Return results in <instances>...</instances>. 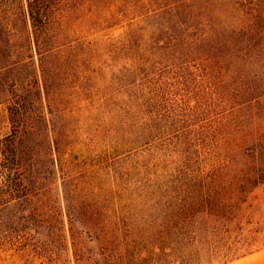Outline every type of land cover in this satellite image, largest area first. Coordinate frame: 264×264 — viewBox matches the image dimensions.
I'll use <instances>...</instances> for the list:
<instances>
[{
    "label": "rangeland",
    "instance_id": "obj_1",
    "mask_svg": "<svg viewBox=\"0 0 264 264\" xmlns=\"http://www.w3.org/2000/svg\"><path fill=\"white\" fill-rule=\"evenodd\" d=\"M45 38L42 55L15 41L0 61V136L19 141L30 199L11 210L0 264H74L72 236L88 237L61 232L69 220L100 224L91 262L264 249V13L248 0H73Z\"/></svg>",
    "mask_w": 264,
    "mask_h": 264
},
{
    "label": "trees",
    "instance_id": "obj_2",
    "mask_svg": "<svg viewBox=\"0 0 264 264\" xmlns=\"http://www.w3.org/2000/svg\"><path fill=\"white\" fill-rule=\"evenodd\" d=\"M72 2L73 0H0V61L13 53L7 49L15 41L26 42L28 47L27 56H33V53L42 55L41 50L46 43L45 37L48 38L50 25L61 14L62 8L72 4ZM248 5L263 15L264 0H248ZM3 68H6V66L2 63L0 64V70ZM21 151L19 141L15 136L12 134L0 136V174L3 179L0 185V255L6 254L11 249L7 230L12 219V208L15 206L24 208L30 201L29 190L22 183L21 178L23 162ZM34 213L36 214V212ZM34 213L31 212L30 216H35ZM67 225L71 230L74 228L85 230L88 237L84 241L81 237L72 236L71 248L74 264H121L110 254H105L101 260L95 257V260L91 262L92 256L97 254L88 245V242L94 239L90 231L100 224L69 220L68 224L62 223L61 225L59 222V230L65 232ZM35 232H38V230L35 229ZM34 243L33 250L37 252L40 245L37 240ZM50 246L47 243L44 247L49 251ZM65 246L68 247L67 239ZM238 258L240 257L235 259ZM230 261L226 260L221 264Z\"/></svg>",
    "mask_w": 264,
    "mask_h": 264
},
{
    "label": "crops",
    "instance_id": "obj_3",
    "mask_svg": "<svg viewBox=\"0 0 264 264\" xmlns=\"http://www.w3.org/2000/svg\"><path fill=\"white\" fill-rule=\"evenodd\" d=\"M229 264H264V249L235 259Z\"/></svg>",
    "mask_w": 264,
    "mask_h": 264
}]
</instances>
